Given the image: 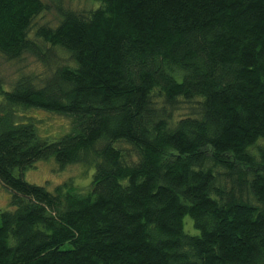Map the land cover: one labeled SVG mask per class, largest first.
<instances>
[{"label":"trees","instance_id":"obj_1","mask_svg":"<svg viewBox=\"0 0 264 264\" xmlns=\"http://www.w3.org/2000/svg\"><path fill=\"white\" fill-rule=\"evenodd\" d=\"M94 1L36 25L48 3L0 0V55L47 69L0 76V264H264V0ZM49 158L93 165L88 190L14 174Z\"/></svg>","mask_w":264,"mask_h":264},{"label":"rangeland","instance_id":"obj_2","mask_svg":"<svg viewBox=\"0 0 264 264\" xmlns=\"http://www.w3.org/2000/svg\"><path fill=\"white\" fill-rule=\"evenodd\" d=\"M43 1L50 5V11L39 15L34 20V23L36 25H42L45 23L54 25L57 21L58 15L53 4L55 6L59 5L60 0ZM62 2L65 7L68 6L75 11L85 8L95 9L98 5V2H95L94 0H62ZM30 37L32 38V36ZM46 73L47 69L29 55H24L20 60L16 61H7L0 55V76L2 80H4L3 89L5 91L10 90L13 85L12 83L21 75H36V78L41 79ZM17 111V121L21 123L32 122L40 139L55 141L69 133L71 130L72 120L70 117L57 115L38 108L18 109ZM187 113V106L183 104L174 116L181 117L185 116ZM14 174L16 176H21L27 183L43 186L50 192H53L57 185L66 182H71V185L80 191H86L92 182L94 166L71 164L61 169L54 158H49L37 162L33 168L27 169L24 172L15 170ZM11 195L12 193L0 183V213L2 211L11 210ZM183 228L186 233H197L193 227L192 220L189 217L183 218Z\"/></svg>","mask_w":264,"mask_h":264}]
</instances>
